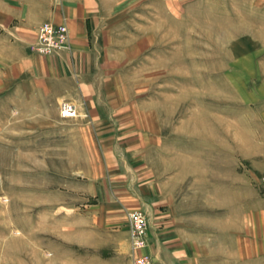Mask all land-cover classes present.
<instances>
[{
  "label": "rangeland",
  "instance_id": "374dc122",
  "mask_svg": "<svg viewBox=\"0 0 264 264\" xmlns=\"http://www.w3.org/2000/svg\"><path fill=\"white\" fill-rule=\"evenodd\" d=\"M85 2L74 116L28 95L0 19V264H132L130 210L152 264H264V0Z\"/></svg>",
  "mask_w": 264,
  "mask_h": 264
},
{
  "label": "crops",
  "instance_id": "0c3cea01",
  "mask_svg": "<svg viewBox=\"0 0 264 264\" xmlns=\"http://www.w3.org/2000/svg\"><path fill=\"white\" fill-rule=\"evenodd\" d=\"M49 2V6L46 7L51 10L41 11V15L34 18L18 16L19 14L17 15V11L14 10L13 14L9 12L0 19H2L3 25L11 28L8 30L13 36L12 38L9 36L11 48L19 56L21 74L24 73L28 77L27 82L29 85H33L35 90L34 92L29 90L28 95L34 96L33 99L36 101H50L54 106L65 97L63 86L67 81L69 84H75L73 76L76 69L85 58L88 59L91 55L85 19L86 13L92 8L85 0H60L59 2L52 0ZM16 15L19 17L17 21L14 19ZM63 18L69 28V48L59 49L47 56H40L29 50L28 45L36 35L35 24H39L41 20L45 19L60 22Z\"/></svg>",
  "mask_w": 264,
  "mask_h": 264
},
{
  "label": "built area",
  "instance_id": "2783aa9c",
  "mask_svg": "<svg viewBox=\"0 0 264 264\" xmlns=\"http://www.w3.org/2000/svg\"><path fill=\"white\" fill-rule=\"evenodd\" d=\"M32 47L42 53H52L62 47H69V30L65 21L54 23L42 21L37 28V34ZM61 115L69 117L76 115L73 102L62 100L59 104ZM129 222V239L132 250V264H152L150 257L139 250L146 244L147 222L139 210L127 212Z\"/></svg>",
  "mask_w": 264,
  "mask_h": 264
}]
</instances>
